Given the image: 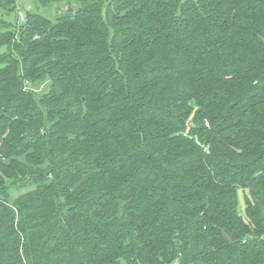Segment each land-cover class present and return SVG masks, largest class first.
Returning a JSON list of instances; mask_svg holds the SVG:
<instances>
[{
  "label": "trees",
  "instance_id": "1",
  "mask_svg": "<svg viewBox=\"0 0 264 264\" xmlns=\"http://www.w3.org/2000/svg\"><path fill=\"white\" fill-rule=\"evenodd\" d=\"M71 1L0 22V264H264V0Z\"/></svg>",
  "mask_w": 264,
  "mask_h": 264
},
{
  "label": "rangeland",
  "instance_id": "2",
  "mask_svg": "<svg viewBox=\"0 0 264 264\" xmlns=\"http://www.w3.org/2000/svg\"><path fill=\"white\" fill-rule=\"evenodd\" d=\"M16 9L18 11H2L0 10V22L9 23L15 26L17 22L22 23V19L25 17V13L28 10L34 8L33 0H16ZM78 4L74 3L71 0H60V2L54 4L48 12V17L54 20L58 15L68 11L69 9H77ZM44 85H41L38 90H43L46 88ZM239 202H240V212L245 216V194L244 191H239Z\"/></svg>",
  "mask_w": 264,
  "mask_h": 264
},
{
  "label": "built area",
  "instance_id": "3",
  "mask_svg": "<svg viewBox=\"0 0 264 264\" xmlns=\"http://www.w3.org/2000/svg\"><path fill=\"white\" fill-rule=\"evenodd\" d=\"M174 264H179V263H174Z\"/></svg>",
  "mask_w": 264,
  "mask_h": 264
}]
</instances>
